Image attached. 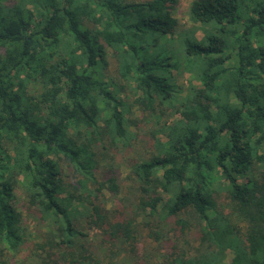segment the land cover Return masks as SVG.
<instances>
[{
	"label": "trees",
	"instance_id": "trees-1",
	"mask_svg": "<svg viewBox=\"0 0 264 264\" xmlns=\"http://www.w3.org/2000/svg\"><path fill=\"white\" fill-rule=\"evenodd\" d=\"M177 4L0 0V264H264V0Z\"/></svg>",
	"mask_w": 264,
	"mask_h": 264
},
{
	"label": "rangeland",
	"instance_id": "rangeland-1",
	"mask_svg": "<svg viewBox=\"0 0 264 264\" xmlns=\"http://www.w3.org/2000/svg\"><path fill=\"white\" fill-rule=\"evenodd\" d=\"M191 0H178V4L176 5L175 7V11H174V16L176 18H178V20L180 21V25H182V27H188L191 23L190 21L188 20L187 18V7H188V4L190 3ZM198 27H202L201 25H198ZM201 29L197 31L196 33V36L197 37H200L201 36ZM180 45H177L175 46V50L178 51L179 50ZM107 60H108V63H109V74H111L115 80H117V83H119V85L121 84V86L123 87V93L125 94V96H128V98L130 97L131 99L135 97L136 93L139 94L140 92L136 91L135 88H133V84L132 85H129L127 83L126 80H124L121 76H119V74L117 75L116 73V70H115V60H114V57L112 56V53L111 51L109 50L108 51V56H107ZM188 79V74L185 73V72H181L180 74H178L177 76V83L178 84H185L186 80ZM196 84H198V82H196ZM133 112L136 113V114H139V111L137 109H134L133 108ZM166 114L168 113L167 111H165ZM169 118H172V117H169ZM148 128L152 129L154 127V125L152 123H148L147 124ZM129 155H134V152L133 151H130ZM113 156L112 159H107L108 161H106L107 163H112V165H115L114 166V170H116L117 172L120 173V176L122 178H124V176L126 175L127 173V167L125 166V164L123 163V157L121 155L120 152H116L114 153L113 152ZM135 156V155H134ZM17 194L20 195V190L17 191ZM106 195V203H107V206H110L112 201L110 196L108 194H105ZM85 226V225H84ZM91 234H94L95 231L94 230H90ZM28 249L29 247L26 246V248H24L20 254L15 257V259H13V264H21V260L24 259L23 261L25 262V264H28L30 261H31V257H26L25 255L27 254L28 252ZM231 258V254H228L227 257H226V262H228Z\"/></svg>",
	"mask_w": 264,
	"mask_h": 264
}]
</instances>
